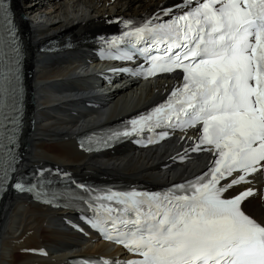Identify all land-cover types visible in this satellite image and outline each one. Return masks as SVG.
<instances>
[{
	"label": "snow or ice",
	"instance_id": "obj_1",
	"mask_svg": "<svg viewBox=\"0 0 264 264\" xmlns=\"http://www.w3.org/2000/svg\"><path fill=\"white\" fill-rule=\"evenodd\" d=\"M180 3L186 5L185 10L168 22L148 21L124 33L134 38L129 41L132 52L118 58L131 60L139 52L151 64L144 70L148 76L183 73L182 85L168 101L131 123L133 131L162 124L171 129L199 126L194 150L209 151L213 159L206 171L168 193H112L93 198L89 206L97 213L94 227L133 253L124 264H264V220L258 221L242 207L257 190L248 186L225 196L236 186L251 185L252 176L264 175V0ZM174 8L163 14L171 16ZM4 23L14 38L11 12L6 0H0V27ZM139 43L145 46L138 48ZM153 50L161 55H150ZM18 80L12 68L5 72L0 67V129L6 119V97L13 100L12 110L19 111L15 106ZM138 123L139 128L135 127ZM4 149L0 131V153ZM8 178L4 172L0 183ZM12 186L48 195L44 182L27 189L21 183ZM78 187L88 191L84 185ZM98 199L113 203H100L97 208Z\"/></svg>",
	"mask_w": 264,
	"mask_h": 264
},
{
	"label": "bare ground",
	"instance_id": "obj_2",
	"mask_svg": "<svg viewBox=\"0 0 264 264\" xmlns=\"http://www.w3.org/2000/svg\"><path fill=\"white\" fill-rule=\"evenodd\" d=\"M168 1L12 0L26 42L31 76L27 117L36 120L34 125L30 120L23 137V168L50 162L93 179L138 177L152 185H167L195 174L207 163L209 158L204 155L190 157L186 163L177 161L181 156H190L195 147L192 132L155 149L125 147L106 156L81 151L76 143L79 133L148 107L171 92L177 78L135 83L129 88L121 84L100 87L95 79L101 66L90 60L88 50L51 55L37 51L53 35L104 30L119 15L155 13ZM245 208L255 215L263 213L260 194L247 199ZM73 221L71 212L10 195L0 210V264H69L67 260L74 255L119 252L93 235L85 238L75 232ZM32 248H45L50 254L26 252Z\"/></svg>",
	"mask_w": 264,
	"mask_h": 264
},
{
	"label": "rangeland",
	"instance_id": "obj_3",
	"mask_svg": "<svg viewBox=\"0 0 264 264\" xmlns=\"http://www.w3.org/2000/svg\"><path fill=\"white\" fill-rule=\"evenodd\" d=\"M24 43H25V45H26V42H25V41H24ZM28 70H29V68H28ZM29 73H30V70H29ZM29 76H30V75H29ZM30 79H31V76H30L29 80H30ZM29 93H30V90H29ZM28 115H29V114H28ZM27 120H28V121H27ZM30 120H31L32 125H34V123H35V121H36V120L34 119V121L32 122V119H30L29 116L27 117L26 122H28V123H26L27 126H25V128H24L26 132H27V128H29V127H28V124H29ZM25 144H26V145H25L24 147L27 148L28 145H27V143H25ZM24 158H25V156H24ZM24 158H23V159H24ZM22 165H23V162H22Z\"/></svg>",
	"mask_w": 264,
	"mask_h": 264
}]
</instances>
